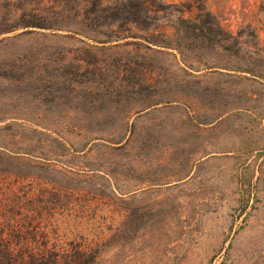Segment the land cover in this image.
Returning a JSON list of instances; mask_svg holds the SVG:
<instances>
[{
	"label": "rangeland",
	"instance_id": "1",
	"mask_svg": "<svg viewBox=\"0 0 264 264\" xmlns=\"http://www.w3.org/2000/svg\"><path fill=\"white\" fill-rule=\"evenodd\" d=\"M20 1L0 13V254L264 264V0H206L219 28L163 0L142 32L179 48L38 26L56 16Z\"/></svg>",
	"mask_w": 264,
	"mask_h": 264
},
{
	"label": "trees",
	"instance_id": "2",
	"mask_svg": "<svg viewBox=\"0 0 264 264\" xmlns=\"http://www.w3.org/2000/svg\"><path fill=\"white\" fill-rule=\"evenodd\" d=\"M1 1L3 3H1ZM13 1V3H12ZM0 0V13L5 9H22L26 10V1L20 0ZM17 2V3H15ZM194 7L196 8V16L202 22L215 21L216 26L219 28L221 24L211 10L207 7L206 0H193ZM35 9H44L48 12H52L53 16H56V24H42L38 26L62 28L72 30L73 32L82 33L83 35H90L93 33V38L102 42H115L126 38L128 36L141 37L147 42L167 47L181 46L180 43L174 42L166 38H151L145 36L142 31H145L151 27L158 25L157 17L161 11L165 10V4L163 0H36ZM171 6L178 11H185L184 6L176 3H170ZM188 6V4H187ZM190 6H192L190 4ZM32 11V10H31ZM33 12V11H32ZM107 18L108 25H111L109 31L107 30H94L93 27L102 25L100 23L102 18ZM191 17L182 16L179 20L182 22L190 21ZM114 21V22H111ZM157 21V22H156ZM0 22V33L7 30L17 28L16 25L7 26ZM200 23L184 24L183 28H188L193 31L197 28L201 33L209 38L210 36L206 32L211 30V26L206 23L199 25ZM26 25H36L35 22H27ZM173 27L174 24H171ZM182 25V24H180ZM117 27V28H116ZM176 29H179L178 27ZM205 30V32H204ZM98 33V34H96ZM120 43H127L120 42ZM23 257V256H22ZM19 256L14 254H0V264H25L26 260L15 259ZM74 260H68L66 262H60L57 259L49 260L43 264H78V261L73 263ZM32 263V261H29Z\"/></svg>",
	"mask_w": 264,
	"mask_h": 264
},
{
	"label": "crops",
	"instance_id": "3",
	"mask_svg": "<svg viewBox=\"0 0 264 264\" xmlns=\"http://www.w3.org/2000/svg\"><path fill=\"white\" fill-rule=\"evenodd\" d=\"M225 150H228V149H225Z\"/></svg>",
	"mask_w": 264,
	"mask_h": 264
}]
</instances>
